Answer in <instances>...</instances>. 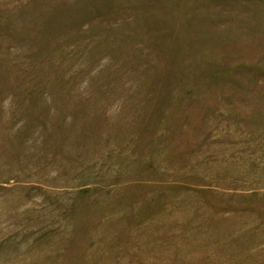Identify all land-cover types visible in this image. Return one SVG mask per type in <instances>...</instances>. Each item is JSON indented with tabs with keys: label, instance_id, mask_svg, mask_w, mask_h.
Here are the masks:
<instances>
[{
	"label": "rangeland",
	"instance_id": "374dc122",
	"mask_svg": "<svg viewBox=\"0 0 264 264\" xmlns=\"http://www.w3.org/2000/svg\"><path fill=\"white\" fill-rule=\"evenodd\" d=\"M0 264H264V0H0Z\"/></svg>",
	"mask_w": 264,
	"mask_h": 264
}]
</instances>
